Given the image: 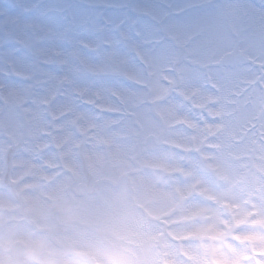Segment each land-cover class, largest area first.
<instances>
[{
	"label": "rangeland",
	"instance_id": "rangeland-1",
	"mask_svg": "<svg viewBox=\"0 0 264 264\" xmlns=\"http://www.w3.org/2000/svg\"><path fill=\"white\" fill-rule=\"evenodd\" d=\"M0 264H264V0H0Z\"/></svg>",
	"mask_w": 264,
	"mask_h": 264
}]
</instances>
